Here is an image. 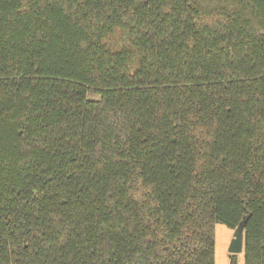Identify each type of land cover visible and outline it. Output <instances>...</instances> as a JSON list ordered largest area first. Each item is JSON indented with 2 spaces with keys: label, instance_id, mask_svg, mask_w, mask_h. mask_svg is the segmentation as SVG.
<instances>
[{
  "label": "trees",
  "instance_id": "16d2710c",
  "mask_svg": "<svg viewBox=\"0 0 264 264\" xmlns=\"http://www.w3.org/2000/svg\"><path fill=\"white\" fill-rule=\"evenodd\" d=\"M204 1L0 0V264H264V0Z\"/></svg>",
  "mask_w": 264,
  "mask_h": 264
},
{
  "label": "rangeland",
  "instance_id": "374dc122",
  "mask_svg": "<svg viewBox=\"0 0 264 264\" xmlns=\"http://www.w3.org/2000/svg\"><path fill=\"white\" fill-rule=\"evenodd\" d=\"M204 6L207 8L224 6L228 10H239L246 18L252 21L255 29L258 30L256 21L252 18V13L248 9L243 7L233 0L218 1H204ZM234 228L226 225L223 222H217L215 225V264H230V255L228 252V246L233 236ZM238 259L240 264H244L243 252L238 253Z\"/></svg>",
  "mask_w": 264,
  "mask_h": 264
},
{
  "label": "water",
  "instance_id": "95a60500",
  "mask_svg": "<svg viewBox=\"0 0 264 264\" xmlns=\"http://www.w3.org/2000/svg\"><path fill=\"white\" fill-rule=\"evenodd\" d=\"M245 223L246 216H244L234 227L233 236L228 246V252H230L231 254H238L243 252Z\"/></svg>",
  "mask_w": 264,
  "mask_h": 264
}]
</instances>
